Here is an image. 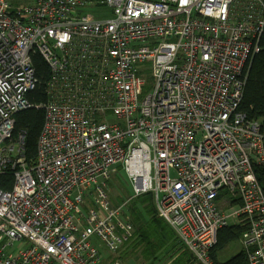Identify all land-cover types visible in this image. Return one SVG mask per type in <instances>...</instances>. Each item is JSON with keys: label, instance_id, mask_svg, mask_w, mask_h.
<instances>
[{"label": "built area", "instance_id": "built-area-1", "mask_svg": "<svg viewBox=\"0 0 264 264\" xmlns=\"http://www.w3.org/2000/svg\"><path fill=\"white\" fill-rule=\"evenodd\" d=\"M263 29L262 0H0V264H100L95 238L119 264L131 228L103 189L115 163L197 264H216L230 222L244 264H264V126L239 108ZM35 54L49 76L27 161L12 130Z\"/></svg>", "mask_w": 264, "mask_h": 264}, {"label": "trees", "instance_id": "trees-1", "mask_svg": "<svg viewBox=\"0 0 264 264\" xmlns=\"http://www.w3.org/2000/svg\"><path fill=\"white\" fill-rule=\"evenodd\" d=\"M262 1L264 3V0ZM260 45L261 49L253 54L248 64L239 108L246 112L248 118L258 119L264 126V29ZM32 62L38 82L35 88L27 93L30 106L15 113L12 130L15 139L21 137L20 145L27 161L35 155L37 137L43 122V108L39 105L46 101L45 87L49 76L48 67L39 55L35 54ZM254 173L264 194V169L254 167ZM11 184V171L0 176V187L9 188ZM125 211L124 221L130 226L131 234L123 245L125 251L132 254V260L142 259L153 262L158 257L172 258L176 255L172 262L197 264L193 255L179 242L172 229L157 215L150 192L136 196L133 201L129 200ZM244 228L241 223L230 222L218 230L217 243L211 250V256L216 264H244L246 256L243 249L224 261H218L216 256L217 251L237 239Z\"/></svg>", "mask_w": 264, "mask_h": 264}, {"label": "rangeland", "instance_id": "rangeland-1", "mask_svg": "<svg viewBox=\"0 0 264 264\" xmlns=\"http://www.w3.org/2000/svg\"><path fill=\"white\" fill-rule=\"evenodd\" d=\"M111 14H112V12L110 9H108L107 7H103L101 9L100 14L99 15L96 14L95 16L98 18H105V17H110ZM143 73H144V76L146 78V83L142 89L143 90L142 93L144 94L146 92V90H148L150 88V86L152 84V77H151V71H150L149 67H146V69L143 71ZM103 189L106 193V197H107V200L109 202V207L120 205L121 209H120L119 215H120V217L124 218V215L126 214L125 210L128 208L129 200L133 201V199L136 198V196H134L132 186H131L130 182L128 181L126 172L124 171V169L120 163H115L111 166L110 177L106 181L105 186H103ZM92 191L94 192V194L97 193L94 187L92 188ZM137 196H143V194H140ZM91 200H94V198H92ZM152 201H153V198H152ZM153 204H154V202H153ZM172 231L174 232L173 229H172ZM174 235L176 236L175 232H174ZM176 238H177V236H176ZM94 240L96 242L97 247L99 248V250L101 252V255H100L101 263L100 264H109L111 253L104 249V247L102 246V244L100 243V241L97 238H95ZM16 245H17V247L23 246V245L26 246L27 242H26V240L20 241ZM240 247H242V244H241L239 237H238L237 239L230 241L229 243L224 245V247H222L221 249H219L217 251V254H216L217 260L218 261H224V260L228 259L230 256L237 253L241 249ZM131 255L132 254L130 252L125 251V248L123 245L114 254V257L119 259V261H118L119 264H178L177 262H172L176 255L173 256L172 258L158 257L153 262H150L147 260H142V259L132 260Z\"/></svg>", "mask_w": 264, "mask_h": 264}, {"label": "crops", "instance_id": "crops-1", "mask_svg": "<svg viewBox=\"0 0 264 264\" xmlns=\"http://www.w3.org/2000/svg\"><path fill=\"white\" fill-rule=\"evenodd\" d=\"M244 229H245V228H244ZM242 232H243V231H242ZM242 232H241V233H242ZM239 237H240V236H239ZM240 248L243 249L242 247H240ZM243 251H244V250H243Z\"/></svg>", "mask_w": 264, "mask_h": 264}, {"label": "clouds", "instance_id": "clouds-1", "mask_svg": "<svg viewBox=\"0 0 264 264\" xmlns=\"http://www.w3.org/2000/svg\"><path fill=\"white\" fill-rule=\"evenodd\" d=\"M113 258H114V259H117V258H115L114 256H113ZM118 260H119V259H118Z\"/></svg>", "mask_w": 264, "mask_h": 264}]
</instances>
